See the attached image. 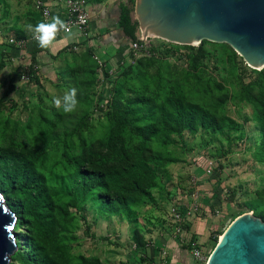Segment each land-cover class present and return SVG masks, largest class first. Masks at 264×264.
Instances as JSON below:
<instances>
[{"label": "trees", "instance_id": "trees-1", "mask_svg": "<svg viewBox=\"0 0 264 264\" xmlns=\"http://www.w3.org/2000/svg\"><path fill=\"white\" fill-rule=\"evenodd\" d=\"M10 7L9 0H0V22ZM132 10L121 8L120 26L133 41L139 24ZM207 44L220 45L222 50ZM149 51L150 55L137 58L131 52L116 75L106 74L111 81L102 88L93 48L70 51L77 62L73 72L79 100L72 114H63L38 90V94L30 92L38 96L33 99L37 103L26 102V109L34 104L29 106V118L15 119L11 114L19 107L13 98L19 91L16 78L1 81L0 191L18 215L19 249L10 264H103L98 256L72 252L79 221L87 222L84 211L90 207L101 216L127 218L134 226L136 245L144 249L139 220L148 205L159 206L158 193L172 180L170 166L185 162V154L201 148L209 149L212 157L230 153L234 142L248 139L250 121L258 126L254 155L264 162V68H251L229 44L208 40L193 46L165 40L158 45L153 39ZM175 51H184L186 65L171 61ZM218 51L225 57L215 59L231 76L233 89L211 70ZM5 65L3 57L0 70ZM32 73V81L39 84L37 72ZM25 91L22 87L23 98ZM229 104L249 106L251 114L240 120ZM188 136L201 140L200 144L191 146ZM211 161L217 166L218 161ZM69 208H75L80 218ZM246 208L232 221L254 209L264 219L262 206L250 202ZM213 240L208 258L219 237Z\"/></svg>", "mask_w": 264, "mask_h": 264}, {"label": "crops", "instance_id": "crops-1", "mask_svg": "<svg viewBox=\"0 0 264 264\" xmlns=\"http://www.w3.org/2000/svg\"><path fill=\"white\" fill-rule=\"evenodd\" d=\"M48 3L52 7V17L58 15L64 20L66 16L64 4H58L55 0H48ZM124 6L131 7L134 10L132 0H88L91 40L89 37H78L75 33L69 36L64 32H60L54 47L51 50H46L41 49L36 40L32 38L31 29L38 23L47 21H45L41 10L36 7V0H30V6L23 15L20 17L15 16L9 23L6 17L0 22L2 24H0V28L7 35L29 39L27 49H23V51L8 46L5 39L0 43V51L1 55H4V59H6L8 53L14 54L17 58L16 60L6 59L4 68L11 63V71L15 73L14 78L19 77L21 83L25 84L20 78L21 68L25 61L35 63L38 66L37 77L39 78V84L33 81L29 90H31V93L34 92V94H38L39 90L41 95H49V99L63 95L60 91L58 94L51 93L54 89L59 88L63 91L68 89L67 91H69L72 88H77L73 72V69L77 67V62L70 51L83 52L91 44L90 47L93 48L94 53L106 64L105 74L110 69H119L122 63L129 61L132 43V39L120 26L121 8ZM10 14H12L11 7L8 16ZM12 21L13 23H11ZM76 41L80 43V49L71 50L72 42ZM67 48L70 51H67ZM105 74L102 78L105 77ZM102 78L99 79V85L102 84ZM104 84L105 81L103 82ZM38 85L40 86L38 87ZM17 88H19L18 85ZM100 96L99 94L97 98ZM32 98H34L33 94ZM29 100L37 103L31 98ZM174 164L170 166L172 180L167 182L163 193H158L159 206L148 205L143 212V216L140 217V219L143 218L147 221L145 223L147 227L144 226L143 222H139V226L144 231L147 228L148 233L146 236L150 235L149 238H152L150 243H153V246L148 244L144 249L142 248L141 253L148 258L147 261L151 264L158 260L159 253L163 249L168 250L171 264H203L195 259L190 246L192 242H196L201 247L204 245L203 247L205 248L207 239H209L216 228L214 213L223 211L222 209L227 204V199L222 196L224 192L221 190V183L214 181L212 176L205 175V169L197 167L191 169L187 165H182V162H177L178 166ZM194 177L198 179H193ZM209 178L212 180L210 181ZM165 197L169 200L170 208L173 206L179 210L189 209L194 203L200 204L198 212L187 218L182 233H176L175 224L169 213L170 209H167L168 206L166 209L161 207L163 205L161 198ZM108 217L112 219L120 217L119 220H126L127 224L131 225V236L133 237L134 226L127 218L119 215ZM150 228L151 230H149ZM145 257L142 258L145 260Z\"/></svg>", "mask_w": 264, "mask_h": 264}, {"label": "water", "instance_id": "water-1", "mask_svg": "<svg viewBox=\"0 0 264 264\" xmlns=\"http://www.w3.org/2000/svg\"><path fill=\"white\" fill-rule=\"evenodd\" d=\"M142 36L180 45L229 44L248 66L264 68V0H135ZM18 215L0 191V264L18 251ZM206 264H264V219L246 211L225 229Z\"/></svg>", "mask_w": 264, "mask_h": 264}, {"label": "rangeland", "instance_id": "rangeland-1", "mask_svg": "<svg viewBox=\"0 0 264 264\" xmlns=\"http://www.w3.org/2000/svg\"><path fill=\"white\" fill-rule=\"evenodd\" d=\"M9 1L12 8V14L6 17L8 19V23L9 21L13 20L15 16L20 17L21 15H23L30 6V0H20V2H18L19 0ZM3 11L4 10L2 8L1 14H3ZM11 23H13V21ZM154 41L158 43V45L163 43V39L159 38H155ZM207 46L212 49H221V46L216 44H207ZM221 52L223 51L216 52L215 56L212 58L210 62L212 68L211 70L218 78L225 81L224 84L227 88L233 89V80L231 79V76L229 75L227 70H224L223 63H219L215 59L217 58L218 61L219 59L221 61L222 56L225 57V54L222 53L223 55H221ZM170 57L172 62H177L180 66L186 65L184 51H175L174 53L170 54ZM2 58L0 51V61L2 60ZM10 64L11 63H9L6 68L0 71V86L1 81H8L10 78L14 79L15 73L14 71H11L12 68ZM214 65H217L218 68L220 67L219 70H215L213 68ZM15 81L19 87V91L14 93L13 98L17 101L19 107L14 110L12 114L10 113L11 107L6 112L7 114L9 112V114H11L15 119L21 117L23 121H26L29 118L28 116L31 115L29 106H34L33 103L29 104L27 107L28 109H26V102L30 98L37 100L39 98H32V94L30 93L31 90H29L31 89L32 85L29 86L28 83H25L28 85L22 84L19 77H17ZM102 85L103 84L99 85V87L102 88ZM22 87H24L26 90L24 92L26 98H23L20 94ZM54 90L51 91V93L58 94L60 91L64 95L68 89L66 91L60 90L59 88ZM2 91L3 89L0 90V95ZM216 92L219 93L220 91L217 90ZM63 95L58 97L62 98ZM48 96L49 95L45 97V100L48 99ZM52 101L53 100L50 99V103H52ZM229 105L235 111L236 117L240 120H244L247 115L251 114V108L249 106H240L238 104L234 107L231 104ZM257 128L258 126L256 125V123L250 121L246 125L248 139L237 144L236 142H234L231 152L227 153L224 156L219 157V155L216 154L214 157H212L211 152L208 151L209 149L207 148H201V152L194 150L185 154L186 161L182 162V165H187L189 168L191 167V169L196 167L201 169L203 168L205 169V175H207L205 164H207L209 160L218 161L217 166H215L213 172H215L216 175L219 174V176L222 178V182H220L222 188L221 190H223L224 192L222 196L224 199H227V204L224 205L222 209L223 211H221V213H214V216L216 217V228L212 232L209 239H207L205 248L203 247L204 245L202 246V248H204L206 256H208L209 252L211 251L214 243L213 239L215 238V236L217 235L220 239L219 234L222 233L230 225L235 214L241 212L242 210H247L246 205H248L250 202L253 205H259L260 208L262 206L261 212L264 213V196H262V190L264 189V162L258 160L253 152L255 145L254 139L255 137H257L256 135H258ZM200 141L201 140L195 139L192 136H188V142L191 146L197 147V145L200 144ZM225 149H228L226 145ZM219 162H221V165L219 164ZM174 165L178 166L177 163ZM191 171L194 172L193 170ZM216 175L212 176V179H214V181H217L215 180L217 177ZM193 179L197 180L198 178L194 177ZM212 179L209 178L210 181ZM233 194L235 195L234 197ZM168 201L169 200L166 197L161 198V203L163 204H161V207H164L166 209V207L168 206L167 209H170L171 212L173 206L170 208L169 206L171 205H169ZM197 204L200 206L199 203ZM69 210L72 213L78 214V218H80V213L77 212L75 208H69ZM144 210H146V208H144ZM249 211L254 212V214L257 216L261 215H258V212L255 209ZM84 215L87 217V222H85L83 219H81L82 222L79 221L80 229L76 231L78 240L71 243L72 252L74 255L86 256L87 258L98 256L103 264H151L149 261H147L148 258L142 255V249L136 245L133 237L131 236V225H128V222L126 220H119L120 217L112 219L108 216H101L100 214L95 212L93 208L91 209V207L89 209L87 208L84 211ZM171 217L173 219V216ZM140 222H143L144 226L147 227V225H145L147 221H145L143 218L140 219ZM149 230H151V228ZM142 233L144 239H147L146 246L148 244L149 246H153V243H150L152 239L149 238L150 235L146 236V234L148 233L147 228L146 231L142 230ZM142 257H145V260ZM206 263L207 262L203 264Z\"/></svg>", "mask_w": 264, "mask_h": 264}, {"label": "built area", "instance_id": "built-area-1", "mask_svg": "<svg viewBox=\"0 0 264 264\" xmlns=\"http://www.w3.org/2000/svg\"><path fill=\"white\" fill-rule=\"evenodd\" d=\"M58 4H64L66 7V16H65V23L69 29V32L72 34L78 35V37L87 38L90 37V13L88 10V0H55ZM36 7L41 10L42 15L45 21L50 22L52 18V7L51 4L48 3V0H36ZM64 32V31H61ZM65 33V32H64ZM67 34V33H66ZM138 38L137 40H133L131 43V52L134 53L135 57H141L143 55H150L151 52L149 51V46L151 41L149 39H145L140 30H138ZM7 41V45L19 49L23 51V49H27L29 39L27 38H20L16 37L15 35H7L6 32L0 28V43L3 40ZM72 46L70 47L71 50H79L80 43L79 42H72ZM91 46V44H90ZM89 46V47H90ZM94 58L98 63V73L99 79L102 78L105 74L106 64L105 62L94 53ZM6 59L9 60H16V56L14 54H7ZM33 71H38V66L31 61H25L23 67L21 68L20 78L23 83H32V75ZM118 69H110L107 73L109 76L113 77L116 75ZM106 73V74H107ZM105 74V77L102 78V84L105 81V85H109L111 78H108ZM104 106V104L102 105ZM215 166L213 162L210 160L206 164V172L208 175L213 174ZM200 206L197 203H194L191 208L189 209H181L179 210L177 207H173L171 209V216H173V222L175 224L176 233H182L189 216H192L198 210ZM192 253L195 259L200 263L207 262L208 256H206L203 248L197 244L196 242H192ZM152 264H171L169 260V253L168 250L163 249L159 253L158 260L154 261Z\"/></svg>", "mask_w": 264, "mask_h": 264}, {"label": "clouds", "instance_id": "clouds-1", "mask_svg": "<svg viewBox=\"0 0 264 264\" xmlns=\"http://www.w3.org/2000/svg\"><path fill=\"white\" fill-rule=\"evenodd\" d=\"M61 31H64L69 36L72 35V33L69 32L65 21L57 15L53 16L50 22L38 23L31 29V34L32 38L36 40L41 49L51 50L57 42V36ZM52 103L58 110H62L63 114L74 113L79 104L77 89H70L65 92L62 98L54 97Z\"/></svg>", "mask_w": 264, "mask_h": 264}, {"label": "bare ground", "instance_id": "bare-ground-1", "mask_svg": "<svg viewBox=\"0 0 264 264\" xmlns=\"http://www.w3.org/2000/svg\"><path fill=\"white\" fill-rule=\"evenodd\" d=\"M222 236V235H221Z\"/></svg>", "mask_w": 264, "mask_h": 264}]
</instances>
